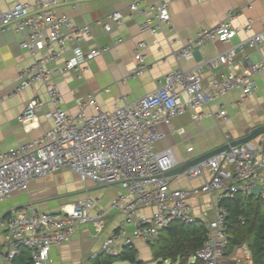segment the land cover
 I'll return each mask as SVG.
<instances>
[{
  "label": "built area",
  "instance_id": "built-area-1",
  "mask_svg": "<svg viewBox=\"0 0 264 264\" xmlns=\"http://www.w3.org/2000/svg\"><path fill=\"white\" fill-rule=\"evenodd\" d=\"M79 1L73 0V6ZM146 1L132 0L130 16L140 14L144 18L142 28L158 33L170 23L168 5L164 0L143 5ZM64 2L67 0L17 2L0 12V32L13 30L21 34V48L33 57L9 95L41 82L51 104L47 116L54 123L51 129L33 139L0 151V202L16 192L28 191L33 181L62 169L72 170L81 178L102 186L117 185L110 208L121 213L123 220L101 245L102 253L117 255L125 248L133 249L135 240H156L161 230L175 221L195 222L197 218L188 200L190 195L221 190L222 198L233 197L237 193H252L259 186V196L264 200V132L257 144L248 141L230 146L187 168L185 174L192 178L203 174L206 168L212 173L209 181L190 190L170 186L167 172L177 166V160L172 148H156L157 142L165 136L157 130L159 124H168L183 114L193 119L202 118L201 107L232 91H239L243 100L256 93L259 90L257 75L264 69L263 62L253 61L244 53L239 69L228 71L223 78L210 76L207 81H204L202 65L190 70H172L159 81L155 90L138 99L131 100L128 94H121L112 109H104L99 106L96 95L89 93L77 101L79 109L72 114L62 107L55 71L66 75L78 70L108 47L83 49L81 43L90 35V27L58 13L57 7ZM109 18L114 23L103 25L108 32L124 22L120 10ZM252 27L250 19L244 29L249 32ZM238 31L229 19L214 27L201 28L177 54L190 57L194 47L209 41L229 42ZM263 42L264 24L262 30L205 60L204 64L212 70L233 64L237 48L243 51L245 47L256 48ZM146 46L145 41L138 44L135 76L146 68L143 51ZM61 60L63 62L55 69L49 66ZM3 100L0 96V103ZM44 105L39 95L32 97L21 116L22 122L35 118ZM89 107H94L95 112L86 113ZM226 113L224 106H220L218 112L211 114L224 117ZM224 164L233 166V170ZM98 202V198L88 195L55 211H42L29 203L0 217L7 244L6 248L0 246V262L4 259L7 264H16V258L28 250V263L52 264L51 248L69 242L80 226L92 224L98 232L102 230L108 209L99 207ZM148 207L154 208L151 214L144 212ZM94 208L96 212L92 213ZM227 215L226 206L221 204L208 222L203 244L194 255L202 264H223L228 252ZM97 256L98 253L92 255Z\"/></svg>",
  "mask_w": 264,
  "mask_h": 264
},
{
  "label": "crops",
  "instance_id": "crops-1",
  "mask_svg": "<svg viewBox=\"0 0 264 264\" xmlns=\"http://www.w3.org/2000/svg\"><path fill=\"white\" fill-rule=\"evenodd\" d=\"M25 1L31 2L0 0V12L6 11L17 2ZM131 2L132 0H80L74 7L73 0H67L57 7L58 13L66 14L77 24H87L90 27V35L81 43L84 50L95 46L108 47L107 51L87 61L78 70H71L66 75H60L55 71V79L62 93V107L68 112L76 113L79 109L77 101L89 93L96 95L99 106L104 109H112L115 99L121 94H128L131 100L138 99L155 90L165 74L176 69L190 70L202 65L206 75L204 81H207L210 76L223 78L228 71L239 69L244 53L253 61L264 63L263 42L256 48L245 47L243 51L237 48L233 64L222 65L213 70L204 64L205 60L243 42L252 33L262 30L264 0H164L168 5L171 20L158 33L142 28L144 18L140 14L130 16ZM153 3H157V0H147L143 5ZM117 10L123 13L124 22L109 32L104 30V23H114L109 16ZM227 19L239 29L229 42L209 41L202 46L194 47L190 57L178 56L177 53L187 40L195 37L201 28L214 27ZM250 19L253 20V27L251 31L246 32L244 28ZM120 38L123 40L120 41ZM21 39L22 35L13 30L0 32V96L4 97L0 103V151L23 144L54 125L53 120L47 116L51 104L41 82L9 95L18 82L21 71L33 62L29 52L21 48ZM141 41L147 43L143 50L147 65L142 74L135 76L133 71L138 64L135 55ZM69 55L70 53L67 54ZM62 62V60L56 64L51 62L49 66L55 69ZM257 80L259 90L245 100L241 99L239 91H232L201 107L200 112L204 114L202 118L193 119L189 114H183L168 124H159L157 130L165 136L157 142L156 148L159 150L172 148L179 165L221 147L228 139L232 141L242 138L256 127L264 125V69L257 75ZM36 94L45 101V105L37 112L35 118L22 122L21 116L27 102ZM220 106L226 109L224 117L213 115L218 112ZM95 110L94 107H89L86 113L90 114ZM261 135L262 133L250 141L257 144ZM224 166L233 170V166L228 164ZM73 176L76 183L71 181ZM169 176L172 188L190 190L209 181L212 173L206 168L203 174L193 178L187 176L185 171L174 172ZM117 191V185L102 186L93 180L81 178L72 170L62 169L33 181L28 191L16 192L11 198L0 202V217H5L14 209L29 203L35 204L42 211H55L88 195L98 198V206L108 209L102 230L98 232L92 224L80 226L69 242L51 248L50 260L52 264L76 262L106 264L107 257L111 255L101 252L102 241L117 231L123 220L121 213L110 208L111 199ZM237 194L242 197L249 195L260 197L253 192ZM221 196V190H214L190 195L188 198L194 215L205 224L206 230L218 206L225 205L222 201L235 195L224 198ZM153 210V207H148L144 212L151 214ZM91 212L95 213L96 208ZM241 220L242 224H245L242 216ZM131 231L132 228L129 227L128 232ZM163 231L164 229L160 234ZM160 234L152 242L134 241L133 250L136 251L137 260L143 262L139 249H144L150 250L151 259L158 263L159 260L154 257V243ZM0 246L1 248L7 246L6 231L1 226ZM94 253H98L95 258L92 257ZM28 255L29 251L25 250L16 258V264L18 261L28 263L26 261ZM169 261L171 264V260ZM192 261H195L194 256ZM122 263L125 262L119 261L114 264ZM0 264L7 262L3 259ZM223 264H253L249 243L244 241L231 252H227Z\"/></svg>",
  "mask_w": 264,
  "mask_h": 264
},
{
  "label": "trees",
  "instance_id": "trees-1",
  "mask_svg": "<svg viewBox=\"0 0 264 264\" xmlns=\"http://www.w3.org/2000/svg\"><path fill=\"white\" fill-rule=\"evenodd\" d=\"M228 208L227 233L228 253L242 242L247 241L252 251L253 264H264V201L260 197L235 195L222 201ZM241 216L245 219L242 224ZM206 226L196 220L193 223L175 221L164 229L154 243V257L162 264L171 260V264H200L198 259L192 261L196 251L202 246ZM141 263L136 258V251L125 249L118 255L108 256L105 263L115 262ZM17 264H31L17 262Z\"/></svg>",
  "mask_w": 264,
  "mask_h": 264
},
{
  "label": "water",
  "instance_id": "water-1",
  "mask_svg": "<svg viewBox=\"0 0 264 264\" xmlns=\"http://www.w3.org/2000/svg\"><path fill=\"white\" fill-rule=\"evenodd\" d=\"M264 132V125L262 126H258L256 127L255 129L251 130L246 136L242 137V138H239V139H236V140H232L230 143H225L224 145H222L221 147H218L206 154H203L201 156H198L194 159H191L185 163H182V164H179L177 165L175 168L169 170L167 172V175H170L174 172H183L185 171L187 168H189L190 166L194 165L195 163L201 161V160H204L222 150H226V149H229L230 146H234V145H238V144H241V143H244V142H248L250 140H252L253 138H255L257 135L261 134ZM253 193L255 194H259V186L255 187V189L253 190Z\"/></svg>",
  "mask_w": 264,
  "mask_h": 264
},
{
  "label": "rangeland",
  "instance_id": "rangeland-1",
  "mask_svg": "<svg viewBox=\"0 0 264 264\" xmlns=\"http://www.w3.org/2000/svg\"><path fill=\"white\" fill-rule=\"evenodd\" d=\"M75 180L76 179L73 176L71 181L75 182ZM139 254L141 255V259L143 260V262L142 263H138V264H156L157 263L156 261L151 259L152 258V253H151L150 250L149 251L148 250L145 251L144 249H139ZM169 262H170L169 260H166L162 264H169ZM122 264H133V263L125 262V263H122Z\"/></svg>",
  "mask_w": 264,
  "mask_h": 264
}]
</instances>
